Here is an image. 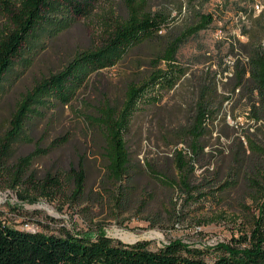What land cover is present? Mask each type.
I'll use <instances>...</instances> for the list:
<instances>
[{
  "label": "rangeland",
  "instance_id": "1",
  "mask_svg": "<svg viewBox=\"0 0 264 264\" xmlns=\"http://www.w3.org/2000/svg\"><path fill=\"white\" fill-rule=\"evenodd\" d=\"M137 1L164 15L158 34L134 47L123 62L93 74L69 105L53 111L51 122L37 120L5 141L0 220L32 232L68 230L90 237L103 232L124 243L146 240L152 250L176 240L201 249L205 261L212 263L221 246L244 248L255 223L264 226V157L248 149V140L264 149V105L257 102L248 75L237 77V70L247 68V35L255 32L252 19L264 11V0ZM124 12V0H101L58 33L44 24L28 36L0 83V145L20 98L78 52L98 47L107 24ZM206 14L212 22L183 38L180 46L178 42L175 60L188 69L187 76L133 117L126 134L127 172L121 184L109 180L101 139L89 130L86 116L102 102L119 105L126 83L146 76L149 61ZM259 39L264 46V32ZM204 78L214 79L218 100H225L200 138L202 150L192 155L186 132L195 117L196 86ZM255 114L261 118L255 120ZM36 149L41 152L23 181L12 187L14 164ZM179 150L188 163L189 190L180 183ZM80 169L84 189L74 194L72 177ZM47 174L59 180V187L40 191L38 183Z\"/></svg>",
  "mask_w": 264,
  "mask_h": 264
},
{
  "label": "trees",
  "instance_id": "2",
  "mask_svg": "<svg viewBox=\"0 0 264 264\" xmlns=\"http://www.w3.org/2000/svg\"><path fill=\"white\" fill-rule=\"evenodd\" d=\"M100 1L0 0V13L4 19L0 25V83L13 68L29 35L44 24H49L50 29L58 33L68 28L75 17L88 15L93 10V4ZM124 6V14L114 15L107 24L106 35L98 47L78 52L60 70L50 73L20 98L11 115L4 142L0 145V169H3L1 161L6 152L5 141L19 136L37 120L51 122L53 111L59 106L69 105L87 86L93 74L123 62L134 47L153 39L165 24L164 15L147 10L143 1L124 0ZM56 13L60 17L56 18ZM211 22V15H201L199 23L188 27L179 39L165 47L162 54L149 61L150 72L146 76L126 83L119 105L102 102L89 117L86 116L89 130L101 139V156L105 160L109 180L121 184L127 172L130 154L126 134L133 117L141 108L161 101L165 93L174 89L188 74V69L178 66L175 60L178 42L180 46L183 38L206 28ZM252 27L255 32L247 35L246 43L247 68L237 70V77L240 79L244 74L248 75V81L253 83L257 93V102L264 105V46L259 39V34L264 32V11L252 19ZM218 97L213 78H204V83L196 86L193 104L195 117L186 132L192 155L202 150L200 138L206 125L216 119L225 100H218ZM253 118L259 120L261 116L255 114ZM248 144L252 154L264 157V149L251 140H248ZM53 145L59 143L53 142ZM38 152L41 150L36 149L20 157L14 164L12 187L23 181ZM176 159L180 183L189 190L188 163L182 150L176 152ZM72 179L73 193L79 194L85 184L81 169L74 172ZM58 187L59 180L47 174L38 183L37 189L48 191ZM262 189L264 195V186ZM261 212L264 213V201ZM245 241L247 245L244 248L221 246L222 251L214 261L207 263L201 249L176 240L152 250L146 240L124 243L103 232H98L94 237L68 230L60 234L32 232L0 220V264H264V226L260 222L255 223L249 239L245 238Z\"/></svg>",
  "mask_w": 264,
  "mask_h": 264
},
{
  "label": "built area",
  "instance_id": "3",
  "mask_svg": "<svg viewBox=\"0 0 264 264\" xmlns=\"http://www.w3.org/2000/svg\"><path fill=\"white\" fill-rule=\"evenodd\" d=\"M258 7H259V5H258V3H256V4H255V8H258Z\"/></svg>",
  "mask_w": 264,
  "mask_h": 264
}]
</instances>
